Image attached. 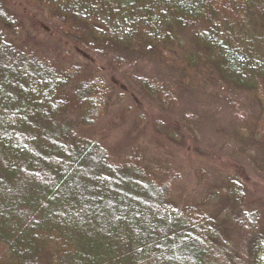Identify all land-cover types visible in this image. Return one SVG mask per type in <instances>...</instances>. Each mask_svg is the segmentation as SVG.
Masks as SVG:
<instances>
[{
  "label": "trees",
  "instance_id": "trees-1",
  "mask_svg": "<svg viewBox=\"0 0 264 264\" xmlns=\"http://www.w3.org/2000/svg\"><path fill=\"white\" fill-rule=\"evenodd\" d=\"M32 1L62 20L73 46L108 35L76 11L124 16L130 37L108 41L152 50L169 66L181 61L189 75L200 69L264 111V0ZM18 25L0 2V264H264L261 215L244 209L238 187L231 224L243 249L194 207L174 204L179 174L170 165L140 149L118 158L91 135L125 94L68 56L65 66L15 42ZM142 85L170 97L163 85Z\"/></svg>",
  "mask_w": 264,
  "mask_h": 264
},
{
  "label": "rangeland",
  "instance_id": "rangeland-1",
  "mask_svg": "<svg viewBox=\"0 0 264 264\" xmlns=\"http://www.w3.org/2000/svg\"><path fill=\"white\" fill-rule=\"evenodd\" d=\"M0 2L18 19L15 42L47 51L53 60L60 56L65 66L68 56L85 73H97L114 94H125V101L91 129L95 139L118 158L140 149L151 161L170 165L179 174L174 204L194 207L203 221L222 227L225 239L243 249L231 224L238 212L231 191L238 187L244 209L260 213L264 234V111L257 100L222 79H207L200 69L189 75L181 61L169 66L152 50L133 52L108 41L130 37L124 16L96 20L76 11L82 20L97 21L108 35L91 47L73 46L66 41L62 20L51 11L32 0ZM176 56L181 60V53ZM143 83L165 86L170 97L148 95Z\"/></svg>",
  "mask_w": 264,
  "mask_h": 264
}]
</instances>
